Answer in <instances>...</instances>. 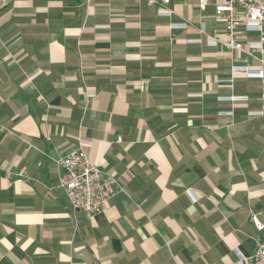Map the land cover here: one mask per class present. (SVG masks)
Here are the masks:
<instances>
[{
    "label": "crops",
    "instance_id": "crops-1",
    "mask_svg": "<svg viewBox=\"0 0 264 264\" xmlns=\"http://www.w3.org/2000/svg\"><path fill=\"white\" fill-rule=\"evenodd\" d=\"M206 1L159 18L145 0H0V264H252L264 80L232 67L260 55L207 45L225 36ZM81 138L124 191L93 217L56 188Z\"/></svg>",
    "mask_w": 264,
    "mask_h": 264
},
{
    "label": "built area",
    "instance_id": "built-area-1",
    "mask_svg": "<svg viewBox=\"0 0 264 264\" xmlns=\"http://www.w3.org/2000/svg\"><path fill=\"white\" fill-rule=\"evenodd\" d=\"M145 2L156 8V15L159 18H170L174 14L169 8L170 0H145ZM206 3V0H199V7L203 10ZM211 18L216 24L224 27L225 39L221 40L215 35L207 36V45H219L230 55L235 52L257 59L256 54H259V67L233 66L232 71H241L247 78L264 80V0H215ZM186 27L187 23L171 25V28ZM198 32L206 35L204 23L198 26ZM248 33H256L259 40H244V35ZM90 146L91 141L81 138L76 149L53 159L60 170L56 188L62 191L72 211L80 212L87 217L103 212L111 198L124 192L117 178L88 159L86 149ZM251 218L257 229L262 230L263 226L255 217ZM252 264H264V238L254 252Z\"/></svg>",
    "mask_w": 264,
    "mask_h": 264
}]
</instances>
